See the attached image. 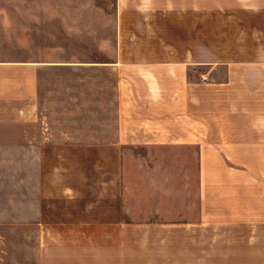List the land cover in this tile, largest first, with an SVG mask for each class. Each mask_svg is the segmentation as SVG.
<instances>
[{
  "label": "crops",
  "instance_id": "obj_1",
  "mask_svg": "<svg viewBox=\"0 0 264 264\" xmlns=\"http://www.w3.org/2000/svg\"><path fill=\"white\" fill-rule=\"evenodd\" d=\"M115 25L108 60L0 61V225L38 222L40 74L74 67L92 72L93 114L105 84L115 112L64 135L98 161L118 145L192 162L197 215L41 222L39 264H264V0H116Z\"/></svg>",
  "mask_w": 264,
  "mask_h": 264
},
{
  "label": "rangeland",
  "instance_id": "obj_2",
  "mask_svg": "<svg viewBox=\"0 0 264 264\" xmlns=\"http://www.w3.org/2000/svg\"><path fill=\"white\" fill-rule=\"evenodd\" d=\"M115 17L116 0H0V61L18 57L39 63L108 60L115 41ZM61 69L53 67L40 74V126L50 137L38 149V173L42 175L38 179V222L0 225V264H39L41 222L109 217L172 220L197 215L192 162L175 169L172 161H126L130 154L172 156L173 151L111 145L102 147L98 161L91 149L73 145L74 140L64 135L65 127L90 124L98 116L106 124L114 117L115 104L108 84L102 85L108 92H102L99 99L100 114H93L91 91L88 97L82 96L88 84L92 87V72ZM45 94L51 96L45 98ZM148 168L161 172L150 173ZM126 169L133 173H125ZM178 192L182 209L172 208ZM184 205L193 208L183 209Z\"/></svg>",
  "mask_w": 264,
  "mask_h": 264
}]
</instances>
